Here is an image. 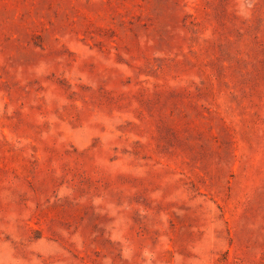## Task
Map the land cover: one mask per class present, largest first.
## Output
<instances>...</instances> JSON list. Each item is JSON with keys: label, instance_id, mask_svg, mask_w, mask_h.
Returning <instances> with one entry per match:
<instances>
[{"label": "rangeland", "instance_id": "obj_1", "mask_svg": "<svg viewBox=\"0 0 264 264\" xmlns=\"http://www.w3.org/2000/svg\"><path fill=\"white\" fill-rule=\"evenodd\" d=\"M0 264H264V0H0Z\"/></svg>", "mask_w": 264, "mask_h": 264}]
</instances>
